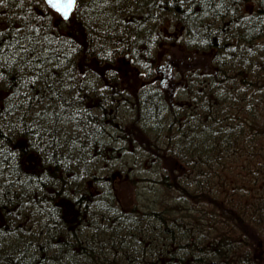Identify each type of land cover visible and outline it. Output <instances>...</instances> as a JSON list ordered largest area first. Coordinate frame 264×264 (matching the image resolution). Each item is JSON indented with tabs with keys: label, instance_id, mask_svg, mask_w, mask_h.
I'll return each instance as SVG.
<instances>
[{
	"label": "trees",
	"instance_id": "1",
	"mask_svg": "<svg viewBox=\"0 0 264 264\" xmlns=\"http://www.w3.org/2000/svg\"><path fill=\"white\" fill-rule=\"evenodd\" d=\"M238 1L77 0L75 12L69 21L62 20L45 6L42 0H39L42 7L40 10L36 9V3L33 0L0 1V56L4 64L0 68V89L6 93V96L1 98L0 106V127L6 129L3 140L7 139L5 136L10 127L16 130L15 125L19 129L18 123L22 128L28 125L30 120L28 114L31 115L35 108L29 109L26 99L33 95L39 99L45 98L52 114L58 116L72 113L75 101L82 103V108L75 109H82L86 117L83 116L76 122L78 128L71 125L65 128L74 133V138H65L66 142L78 152L85 151L87 147H84L87 142L84 144L81 138L92 145L94 139L98 138L95 135L97 132L107 136V128L115 125L113 120L112 124H107V118H101L100 115L105 109H109L114 115L127 106V109L135 115V121L131 127L138 128L140 133H156L157 131L152 132L148 125H151L158 117L162 119L165 112L169 114L168 123L172 128L186 138L189 132L198 135L203 134L202 130L212 132L211 135L214 134L212 142L217 145V148H214L216 160H226L224 169L217 176L213 178L205 175L211 190H208L203 198L219 210L222 224L218 226L217 222L211 223L209 233L202 234L205 238L211 234L209 241L205 240V244L203 243L205 248L207 243H210L208 246L211 252L207 256L199 255L188 260H125L113 246L111 249H106L109 260H25L26 258L9 260L14 256L19 257L34 252L20 247L17 239L9 238V234L6 235L13 229L19 230L20 225H25L24 228L29 230H31L29 226L33 228L45 226L50 230L55 228L56 231L49 233L36 245L47 248L50 252H53L58 245L57 239L62 229L59 220L61 216L58 211H54L52 216L42 218L41 208L44 200L40 193L44 188H38L37 185L26 194L29 195L30 200L38 196L35 208L39 209L30 219L27 218L28 224L14 225L15 222H11V218L5 217V223L0 226V264H264V126H261L264 122L256 121L258 103L261 110L264 108L261 103L264 102V69L262 68L264 63H260L259 71L248 67L249 61L239 63L236 59L239 55L236 54V50L243 47L244 42L246 43V31L238 33L236 27L239 21L233 19L231 23L221 26V21L227 19L229 22L231 18L219 16L218 12L212 13L215 6L221 3L239 15ZM205 2L209 4L206 9L203 6ZM250 2H255L252 12L249 8ZM263 13L264 0H246L241 9V14L251 18H256ZM242 22L245 25L247 21L243 19ZM256 23L261 25H258L257 30L264 29V14ZM172 32L188 49L213 54L214 66L218 68L217 75L204 79L205 83L202 86L204 94L198 92L197 88L193 105L185 110L168 106L163 89L156 83L160 52L158 45L166 36L167 39L173 37L175 41L177 36L172 35ZM254 35L261 37V34ZM191 41L194 44H189ZM173 44L175 42H171V46ZM260 45L264 46V40ZM262 51L264 52L261 50L260 54ZM6 52L8 54L3 55ZM12 64L33 65L34 68L31 71L34 75H28L29 70L24 68H20L19 72H13ZM241 67L245 69L242 70ZM247 67L250 71L246 70ZM134 80L143 82L144 86L140 89L130 87ZM64 81L69 82L72 97L63 104L64 109H61L59 97L55 99L52 95L57 92L58 84ZM206 83H209L208 87ZM29 86L32 88L31 95L21 96V92ZM102 100H106V104L100 102ZM251 105H256V109L250 108ZM231 107L235 108L233 116ZM237 110L249 117L243 116L244 119L241 116L236 117ZM112 115L109 118L113 119ZM22 120L25 124L21 122ZM224 120L230 122L228 127ZM159 122L161 123L160 120ZM231 122L237 123V128L230 127ZM217 127H220V131L223 130V132H216ZM47 130L46 125L41 126L38 129V135L46 136ZM77 134L80 136L75 138ZM8 139L17 144L19 140L26 138L20 135ZM180 140L182 139L169 138L163 143L171 146L175 141L174 147H176ZM256 140L257 144H260L259 147L263 149L252 150L250 153L248 147L255 146ZM108 144L112 142L108 141ZM196 144L194 143L192 147L201 157V149H198L201 142ZM148 147L156 149L158 155L161 153L158 146L151 145L150 140H148ZM169 151L165 149L160 155V159L167 160L168 165L162 166L167 167L163 172L164 178L156 183L166 187L168 191H173L176 197L187 195L196 203L197 200L192 198L189 192L193 182L198 178L197 170L203 176L200 162H194L191 165L192 160L189 154L183 155L177 151L172 153ZM238 155L251 159L248 166H244L246 162L239 163L233 160ZM7 158L11 161L14 159L10 153ZM7 158V164L14 166L15 164ZM199 159L205 160L202 157ZM229 160L233 161L228 162ZM42 164L34 171L37 168H45L44 163ZM210 165L212 164L208 163L207 167L205 163L204 172L211 170ZM54 167L56 170L61 168ZM247 167L250 169V183L245 188L242 186L236 188L241 182H238L236 178V185L231 177L232 173L237 174L238 170L241 172L247 170ZM22 170L27 182L34 172ZM72 170L70 169L66 174L68 175ZM75 171L76 169L73 170ZM226 174L228 176L225 178ZM20 183L22 184V180ZM1 184L2 182H0V188ZM45 188L48 190L47 187ZM57 199L54 202L51 199L54 209L61 206L57 204ZM22 202H24L23 199L8 203L9 206L1 203L0 213ZM88 202L91 201L88 200ZM98 202L99 200L84 206L83 211L88 215L89 220L87 224L85 222L82 224L88 225L89 229L79 233L83 238L82 241L85 240L81 245L87 247V235L96 234L93 238L102 236L105 239L112 238L111 240L117 241L118 234L128 233L132 236L137 233L139 224L136 220L131 219L132 221L126 224L124 219H128V215H136L139 208L118 212L119 215L114 217L107 211L116 212L118 209L116 206L106 208L100 206ZM174 214L177 215L176 212ZM92 223L98 229L89 232ZM254 226H260V229ZM223 227H226V230ZM216 230L218 234L215 235L213 231ZM50 241H54V244L48 248ZM116 243L114 242V245ZM81 245L77 244L76 247ZM76 254L78 253L74 252V258Z\"/></svg>",
	"mask_w": 264,
	"mask_h": 264
},
{
	"label": "bare ground",
	"instance_id": "2",
	"mask_svg": "<svg viewBox=\"0 0 264 264\" xmlns=\"http://www.w3.org/2000/svg\"><path fill=\"white\" fill-rule=\"evenodd\" d=\"M245 1L246 0H239L237 3V10L241 17L233 13L231 10L227 9L226 6L221 3L216 5L213 11H211L213 14H217L216 12H218L217 15L219 16H228L231 18L229 22L227 21V19L221 21V26H225L227 23H231L232 19L239 21L236 27L238 30L237 32L241 33V31L243 30L244 32L246 31V43L244 42L243 47L237 48L236 54L238 53L239 55L236 57V59L239 63L249 61L250 64L247 66H250L252 70L255 69L259 71L260 63H264V52L262 51L260 54V51L264 50V46L261 47L260 45V43L264 40V29L257 30L258 25L260 24L256 22L263 17L264 13L258 15V17L256 18L246 17L247 15L244 16V14H241V9L243 8ZM250 5L251 6L249 8H251L252 12V8H254L255 2H250ZM203 6L206 9L209 4L205 2ZM243 19L247 21L245 25L242 22ZM255 23L256 25L254 26ZM254 34H261V37H256ZM174 36L177 35L174 33ZM7 54L8 52L3 53V55ZM1 58L2 57L0 56V68L4 65ZM248 67L246 68V70H249ZM11 68L13 72H19L20 68H24L29 70L27 72L28 75H34L31 71L34 68L33 65L23 66V64H12ZM262 68L264 69L263 65ZM241 69L243 70L245 69V67H241ZM206 85V87H208L209 83H206ZM202 88L203 87L198 85V90L201 92V94H204ZM31 91L32 88L29 86L25 90H23L20 95L23 97L26 95L29 96L31 95ZM70 93H72V90L69 88L68 81H64L63 83L61 82L58 84L57 92L53 93L52 96H54L55 99L59 97L58 99H60L59 104L61 106V109H64L63 104L72 97ZM193 96L196 97L195 94ZM204 100L205 98L203 97L202 101L204 102ZM79 102L80 101L74 102V109L69 108L73 110L72 113L58 116L57 114H52L50 106L45 98L39 99L32 95L26 99L27 107L29 109L35 108L31 112V115L28 114V119H30L28 121L29 123L27 122L28 125L25 128H22V126L18 123L19 129L17 128V125H15L16 130H14V127L13 129L12 127H10L5 136V138L7 137V139L5 140H3V134L6 133V129L4 127H0V182H2V187L0 188V205L1 203H3L9 206L8 203L11 204L12 202H18L22 199L24 201L14 207L4 209L2 212L3 216L7 218L16 217L19 221H24V219L27 218L28 213L32 212L33 214H36L39 210L35 208V203L37 202L38 196H36L35 199L30 200L29 195H26L27 193H30L32 188H36L37 185L38 188H44L40 193V196L44 200V198H47L46 192H49L50 194L55 193L51 189H48V191H46L45 187L57 186L60 188V190H63L65 188V185L68 183V180L62 178L63 172L59 173L57 177H48L45 174L37 176L38 174L43 173V170L41 169L35 170L32 174V178L25 182L27 178L22 174V169H24L25 171L30 170V168L25 167V165L23 164L25 160H23V158L25 157L24 148L27 144H33L35 149L42 152L45 157H48L46 159V162H43L45 167L47 165H54L56 167H61L64 172H68L72 168H74L73 170L76 169V171L80 173V177H78L76 180L71 181V188L84 187L85 180L88 178L94 180V182L98 184L103 197H109V181H111L110 177L98 175L92 176L91 174L93 171L92 169L97 166L98 161H101V158L99 156L97 157V154H95V152L98 151L100 153L104 151V149L108 146V141L112 142L113 146L116 145L117 142L126 143L127 138L124 134L126 128L124 126H120L118 128H116L115 125L109 126L107 128V136L109 135L108 140L106 139L105 135L102 136L100 132H97L95 135H97L98 138L94 139L92 145L89 144L88 141L81 138V141H84V144L87 142L84 145V147L87 146L85 148V151L80 150L79 152L76 151L75 154L74 152L72 153L73 147L71 146V144L66 142L65 138H74V133L71 130H67L65 128L68 125L76 128V122L80 121L83 116L86 117V113L82 109H75L82 108V103L80 104ZM189 105L190 107H188V109L191 108L193 103L191 102ZM255 107L256 105L250 106V108ZM38 109L40 110V112ZM184 109H187V107H184ZM123 112L125 115H122ZM131 112V110L127 109V106L124 108V110L123 108L120 109V113L124 117L127 116L133 118L135 115L133 112L131 114ZM110 115L111 113L109 109H105V111L100 116L101 118L106 119L109 118ZM168 117V112H165L162 119L161 117L156 118L151 125H148V128L152 132L157 131V137L162 139L161 142L159 141V143L162 146L164 145V147H166L165 149L170 150V153H172L173 151H177L178 153L183 155L189 154L190 160L193 161H190L191 165L194 162H200L202 170L201 172H203V176L197 170L198 178L195 182H193L192 188H190L191 191L189 192L192 198L196 200H199L200 198L203 199L200 205L193 204L191 206L190 210L192 209L195 211H192L191 214L185 216L174 214V207L177 206L178 203H176V201L177 198H179V196L176 197V195L174 194V197L170 196V199L173 200L171 201V206L169 208L168 205L164 206V204H159L158 206V202L151 201L149 205H146L144 207V210L139 209L136 215H128V219H124L126 224H129L130 221H132L131 219H135L137 224H139L137 233L132 236L128 235V233H124L125 235L118 234V240L114 241L111 240L112 238L105 239L102 236L93 238V236H96V234L87 235L86 247L85 245H81L85 240L82 241L83 238L80 237L79 234L76 238L67 243L56 245L53 252H50L49 249L43 248L42 246H37L36 243L38 244L44 237H47L49 233L51 234L56 231L55 228L50 230L48 227L40 226L25 232H20L16 229H13L11 231H8L6 235L9 234V238L17 239L18 245L20 247L28 248L29 250H32L34 252H29L19 257L14 256L9 260H24L25 258V260H109V253L107 250L113 248V246H115L116 251L125 260H188L194 259L199 255L207 256V254H210L211 250L210 246H208L210 243H207L208 245H206V248L203 243L205 244V240H208L211 234H209L207 238H205L202 234L207 235L209 233V226L211 223L216 224L217 222L218 226L222 224L219 217V210L213 204L209 203L208 200L203 198V195L208 192V190H211V185L209 184V180L205 175L207 174L208 176H211L213 178L217 176L219 172L224 169V163L226 162V160H216L214 148H217V145L216 143L212 142V140L214 139V134L211 135L212 132L209 133L206 130H202V135L189 132L188 138H186L182 133L172 128V126L168 123ZM159 120L161 121V123L159 122ZM134 121V119H130L129 121L126 120V122L130 124H134ZM21 122L25 124V121L22 120ZM224 122H226L228 127L230 122L228 123L227 120H224ZM43 125H46V127H48L46 133L47 137H40L38 135V129ZM136 129L138 130V128ZM111 130H113L114 133L111 132ZM204 131H206V133H204ZM215 131H219L220 133L223 132V130L220 131V127H217ZM20 135L26 138L25 142L20 145H16V142L8 139ZM79 136L77 134L75 138H78ZM169 138H181L182 140L178 141L176 147H174L175 141H173V144L171 146L167 143H163L164 141H166V139ZM196 142H201V145L200 147L198 146V149H201V157L202 159H205V162L199 159L201 157H199V154L195 153L192 147L194 143L195 145H197ZM9 153L10 156L14 158L12 161L10 160V158H7V155ZM71 153L72 155H70ZM221 157L223 158V156ZM6 158L15 165L11 166L10 163L7 164ZM205 163L207 164V167L208 163L212 164L209 167L212 166L215 169L211 167V170L209 169L204 172V169L206 168L204 167ZM85 172H87L86 175ZM64 177L67 179L68 175L65 174ZM20 180H22V184L20 183ZM144 190L146 189H144L142 186L139 194H146ZM159 190L160 189L158 188H152L149 190V192L151 193L153 191L154 196L158 197L157 191ZM146 192H148V190H146ZM198 202L196 201V203ZM194 205L197 209H193ZM107 212L114 215V217L119 215L118 212H114L113 210H109ZM254 227L260 229V226ZM74 229L79 230L80 232H86L89 227L88 225H78ZM96 229H98V227L93 225L92 223L89 232H92ZM223 229L226 230V227H223ZM217 232V230L213 231V234L216 235ZM61 238L63 239L62 236H59L58 240ZM114 242H117L116 245H114ZM53 244L54 241H50L47 247L50 248ZM77 244H80L81 246H78L77 248ZM34 246L36 247V249ZM74 252L78 253L76 254V258H74Z\"/></svg>",
	"mask_w": 264,
	"mask_h": 264
},
{
	"label": "rangeland",
	"instance_id": "3",
	"mask_svg": "<svg viewBox=\"0 0 264 264\" xmlns=\"http://www.w3.org/2000/svg\"><path fill=\"white\" fill-rule=\"evenodd\" d=\"M19 1V0H18ZM34 3H36V9L40 10L42 7L40 6L39 0H33ZM166 35H168L167 32H165ZM174 35V32H172ZM172 37L167 36L164 37L163 40L158 45V48L160 50L158 54V64H157V73H156V80L157 85L160 86L161 89H163L166 97H167V105L171 108L175 109L176 107H180L182 110L184 107H189L190 103L194 102L196 99L193 95L196 94L195 90L197 87L192 88L191 86V80L196 79L197 83L200 85L201 82L204 79L210 78V76L217 75L218 68L214 66L213 63V55L206 54L201 52L200 50H190L183 43L180 39H177L173 41ZM171 42H175L176 45L173 44L171 46ZM183 44V45H182ZM189 44H194L192 41ZM187 48V50L185 48ZM193 49H195V46H193ZM263 80V79H262ZM144 86L143 82L134 80L130 87L140 89ZM129 87V88H130ZM208 89V88H207ZM200 92L199 90H197ZM3 95V96H2ZM6 96V93L0 89V98ZM104 104H106L105 101H100ZM99 102V103H100ZM110 102V101H109ZM107 102V104L109 103ZM264 106V102H261ZM257 108V123L264 122V108L262 110L260 109V105L258 103ZM255 108V109H256ZM233 113L235 112V108H230ZM130 110V109H129ZM185 110V109H184ZM124 112L122 113V115ZM132 114V112H131ZM121 113H116L113 116V121L115 123V127L118 128L120 126H124L127 141L126 143L117 142L116 145L108 144V146L104 149V153H106L110 158L106 160H101L98 162L97 166L92 169L94 171V174L92 176H109V197H106V204L105 201L98 202V204L102 207H117V211L123 212V211H129L132 208H139L140 210H144V207L146 205H149L152 202H158V206L160 205H168V208L171 206V201L173 199H170L171 197H174L173 191L169 190L161 185H158L156 183L157 181H161L164 178V171L167 169V160L160 159L161 153L165 151L164 145L162 146L159 141L161 142V138L157 137L156 133H140L136 128H132L130 123H127L130 119H134V117H127L122 116ZM125 115V114H124ZM241 116L243 119L245 117H249L246 114H241L237 110L236 117ZM110 124H112V121L109 120ZM264 126V123L261 125ZM230 127L237 128V123L231 122ZM245 127V126H244ZM247 129V127H245ZM263 130V129H262ZM111 132L114 133L113 130ZM250 135V133L248 134ZM255 135V133L253 134ZM108 139V137H107ZM148 140H150L151 145L158 146L159 150H161L160 154L158 155V151L154 148L148 147ZM249 144V143H248ZM247 144V145H248ZM260 144H257V140L255 141V146H250L248 149L251 151H259L262 150V147H259ZM259 147V148H258ZM76 152V148L72 150L73 152ZM74 152V154H75ZM72 153L70 155H72ZM255 154V153H254ZM164 156V155H163ZM251 156V155H250ZM25 167L31 168L32 165L35 164L34 157H30L27 154L25 155ZM235 161L240 162H246L244 163V166H248L251 159L248 157H242L241 155H238L235 159ZM233 160H229L228 162H231ZM243 164V163H242ZM242 166V165H241ZM74 169V168H72ZM228 176V174L225 175V178ZM232 179L236 183V178L238 182H241L239 186L236 188L242 186L245 188V186L250 183V169L243 170L239 172L237 171V174L232 173ZM221 180V179H220ZM108 183V182H107ZM237 185V183H236ZM140 186V187H139ZM143 186L144 189L148 190V192L145 191L146 194H139L141 191V187ZM94 188L96 193H94V196H91V194L88 195V199L91 202H88V200L85 201L87 205L94 204V200L97 198V191L98 188L92 179H86L83 191L86 190V188ZM152 188H158L160 189L157 191L158 197L154 196L153 191L150 193L149 190ZM167 189L166 191H164ZM240 190H242L240 188ZM166 194V195H165ZM104 199V198H103ZM65 200V201H64ZM59 200L58 204L65 203L66 206V217L70 221L71 225L75 223V219H77V213L75 211L74 203L72 201V198L66 197V199ZM102 200V199H101ZM198 203H193L190 200L189 196H182L177 198L176 203L177 206L174 207V212L177 210V215L179 216H185L191 214L192 211L190 210L191 206L193 204H201L203 199L197 200ZM196 206L194 205L193 209H195ZM197 209V208H196ZM83 210V208H82ZM210 210V208H209ZM89 214V213H88ZM88 215L83 214V221L86 222L88 220ZM0 218V223H1ZM18 224V221H15L16 225ZM25 225H20L19 230L20 232L30 231L27 228H24ZM70 228L73 227H67V225L63 228L65 230V234L67 232H74V230H70ZM79 232V230H76Z\"/></svg>",
	"mask_w": 264,
	"mask_h": 264
},
{
	"label": "flooded vegetation",
	"instance_id": "4",
	"mask_svg": "<svg viewBox=\"0 0 264 264\" xmlns=\"http://www.w3.org/2000/svg\"><path fill=\"white\" fill-rule=\"evenodd\" d=\"M1 1V0H0ZM204 80L201 82V84L199 85L198 83H197V80L196 79H194V80H191V86H192V88H194V90H195V88L197 87L198 88V85L199 86H203L204 85ZM1 104H2V99L0 98V106H1ZM112 113H113V111H112ZM114 114V113H113ZM112 115V114H111ZM114 116V115H113ZM109 120H113L112 118H107V124H109L110 122H109ZM106 135H107V133H106ZM109 136V135H108ZM108 136H106V137H108ZM25 142V139L23 140V139H21V140H19L18 141V143L16 144V145H20V144H22V143H24ZM112 145V144H111ZM37 152H39V153H37ZM24 153H26L27 154V156L29 155L30 157H34V159H35V164H34V166L32 165V167L30 168V170H29V172H34V169L36 168V167H38V166H40V165H42V163H43V161H45L46 162V159L48 158V157H45V155L42 153V152H40L39 150H37V149H35L34 148V145L33 144H27L26 146H25V152ZM25 154V155H26ZM95 154H97V157L99 156L100 158H101V160H106L107 161V159H109L110 157L106 154V153H104V151H102V152H98V151H96L95 152ZM42 156V157H41ZM25 158H23V160H24ZM22 160V161H23ZM24 162H25V160H24ZM24 162H23V164H24ZM99 162V161H98ZM38 169V168H37ZM36 169V170H37ZM41 170H43V172L44 171H47L46 173H45V175L46 176H48V177H57V175L59 174V173H61V172H63V175H62V178L63 179H65V180H68V183L65 185V188L62 190H60V188L59 187H57V186H48L47 187V189H51L52 191H54L55 193L54 194H50L49 192H46V194H47V198H44V202H43V206H42V210H43V213H42V218L44 219V217H49V216H52V212H54V211H58V213H59V216H61V218L59 217V220H60V222H61V230H60V233H59V236H62L63 237V239L61 238V239H57L58 241V244H64V243H67V242H69V240L71 241V240H73L74 238H76L75 236H77V235H79V233H80V231L78 232V231H74V232H67V234H69V235H66L65 234V230L63 229L66 225H67V227H73V228H70V230H74V228L76 227V226H78V225H83L82 224V222H84L83 221V214H84V211L82 210V208L83 209H85L84 208V206L85 205H87V203H85L84 202V199L85 200H92V199H88V195L89 194H91V196H94L93 194L94 193H96V191L94 190V188H90V190L88 189V188H86V190H84L83 191V188L84 187H81V188H71L70 186L72 185L71 184V181L72 180H76L78 177H80V173L78 172V171H75V172H73V170H72V172L70 173H68V178L66 179L64 176H65V174L67 173V172H64V170L62 169V168H60V169H58V170H56L55 169V167H54V165H47L45 168H42ZM92 175L94 174V171H92V173H91ZM96 184V186H97V188H98V191H97V193H98V195H97V199L96 200H94L93 202H96V201H98L99 200V202H102V201H105L106 200V198L105 197H103L102 196V192H101V190H100V188H99V186H98V184L97 183H95ZM105 185V184H104ZM45 187V186H44ZM110 188V187H109ZM46 191H48V190H46ZM110 191V190H109ZM57 192V193H56ZM66 197H70V198H72V201H73V203H74V207H75V211H76V213H77V219H75V223L73 224V225H71L70 224V222H74V221H70V220H68V218L66 217V206H65V203L63 204V203H59L60 205V207H57V209H54L53 207H52V204H51V199H52V201L54 202L55 201V199H57L58 200V202H59V199L61 200V199H66ZM104 198V199H103ZM102 199V200H101ZM65 201V200H64ZM80 201H82V203H80ZM58 202H57V204H58ZM105 204H106V201H105ZM116 212H118V211H116ZM66 214V215H65ZM33 215V213L31 212V213H28V215H27V218H31V216ZM44 216V217H43ZM68 216V215H67ZM0 218H1V223H0V226H2L4 223H5V221H6V218H5V216H3L2 215V213H0ZM27 218H25L24 219V221H19L16 217H12L11 218V222H15L16 220L18 221V223L19 224H28V219ZM89 220V219H88ZM88 220L85 222V224H87V222H88ZM30 227V229H33V227L32 226H29ZM58 236V237H59Z\"/></svg>",
	"mask_w": 264,
	"mask_h": 264
},
{
	"label": "water",
	"instance_id": "5",
	"mask_svg": "<svg viewBox=\"0 0 264 264\" xmlns=\"http://www.w3.org/2000/svg\"><path fill=\"white\" fill-rule=\"evenodd\" d=\"M46 5L64 20H70L75 10L76 0H44Z\"/></svg>",
	"mask_w": 264,
	"mask_h": 264
}]
</instances>
